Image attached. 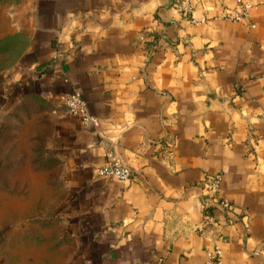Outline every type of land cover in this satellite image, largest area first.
<instances>
[{"label": "crops", "instance_id": "crops-1", "mask_svg": "<svg viewBox=\"0 0 264 264\" xmlns=\"http://www.w3.org/2000/svg\"><path fill=\"white\" fill-rule=\"evenodd\" d=\"M26 0L29 43L0 77V124L40 102L63 165L70 264H264V0ZM250 4L243 22L220 19ZM78 92L98 128L69 115ZM113 158L128 183L97 174ZM221 175L223 213L203 204Z\"/></svg>", "mask_w": 264, "mask_h": 264}, {"label": "rangeland", "instance_id": "rangeland-1", "mask_svg": "<svg viewBox=\"0 0 264 264\" xmlns=\"http://www.w3.org/2000/svg\"><path fill=\"white\" fill-rule=\"evenodd\" d=\"M26 0H0V77L29 43L23 16L2 9ZM40 102L13 106L0 124V264H70L77 250L62 217L63 165L52 149L54 126Z\"/></svg>", "mask_w": 264, "mask_h": 264}, {"label": "built area", "instance_id": "built-area-1", "mask_svg": "<svg viewBox=\"0 0 264 264\" xmlns=\"http://www.w3.org/2000/svg\"><path fill=\"white\" fill-rule=\"evenodd\" d=\"M252 6L250 4H241L235 11H224L220 17L222 20L232 22H243L250 16ZM179 12L186 18L190 24H203L205 19L198 20L193 18L192 0H183L178 4ZM62 104L66 112L77 118L84 126L98 128L100 121L90 114L88 108L78 92L66 95L62 99ZM100 178L115 181L118 183H128L134 180L132 171L128 166L113 158H107L106 163L99 168L97 172ZM222 176H211L205 182V188L211 192V197L203 204L205 220L210 221L209 209L214 207L223 213L232 209L231 204L221 196ZM222 251L218 246L206 252L205 264H223Z\"/></svg>", "mask_w": 264, "mask_h": 264}]
</instances>
